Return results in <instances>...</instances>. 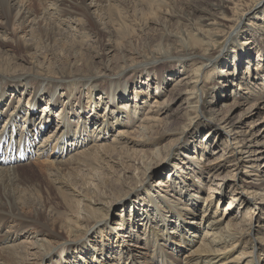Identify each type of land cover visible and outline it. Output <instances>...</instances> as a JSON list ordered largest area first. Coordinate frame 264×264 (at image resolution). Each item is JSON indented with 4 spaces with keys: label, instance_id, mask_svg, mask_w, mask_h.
<instances>
[{
    "label": "bare ground",
    "instance_id": "6f19581e",
    "mask_svg": "<svg viewBox=\"0 0 264 264\" xmlns=\"http://www.w3.org/2000/svg\"><path fill=\"white\" fill-rule=\"evenodd\" d=\"M39 1L40 3L47 2V6L41 7V5L38 4ZM251 1L252 0H241L239 3L236 2L239 11L236 14L235 18L234 16L230 18L222 15L214 19V23L209 22V24H217L222 27L215 26L214 29L197 28V33L195 35L199 37V40H201L200 36L202 35L208 38V41L201 42L202 46H207V49L205 50V53L203 55L186 52V54L169 56L166 55L165 51H156L150 57L151 60L149 61H145L144 63L139 62L129 65L127 64L119 72L107 75L106 78H108L109 80L108 91L102 88V86L108 82L105 78V75L102 74H85L79 76L69 75L70 77H68L64 73L61 74L60 72H57L58 74L56 76H53L46 71L43 73H39L34 70V68H37L38 66L35 63L31 66L33 68L32 71L22 72L2 70L6 67H3V65L0 63V83H3L2 91L6 92L7 95L14 94L15 99H17L18 97H16L17 94L14 93L16 90L17 93L19 92L20 96L23 94L25 96L28 95V101L25 106L24 102H22L21 108L17 107L19 108L17 111L12 113V109H15V106H11L9 109L11 113L9 115L6 113L0 115V141H2L5 145H9L11 142L10 150L1 148L0 146V155L11 157L14 162L18 163L7 165L0 162V264H33L30 263V257L34 255L36 258H38L37 262L34 264H48V262L49 264H52L54 260L53 257L56 254H59L61 259L60 262L62 264H64L63 259L67 264H131L135 260L138 262L142 260L143 264H261L262 257L259 251H264V238L263 236H260V234H263V232L261 231H264V220L261 221V223L263 222V225L259 221V223H257L256 220L254 221V219L253 222L248 225L245 223L246 221H244L243 218L239 220L236 216H233L232 214L234 213L236 208L234 202L238 199V196L232 199V202L227 206V210H221L220 212L218 210L216 212H213L211 210L215 195L221 200L223 199L222 190L224 189L222 185L213 181L219 179L214 176L217 175L216 172H218L220 170L219 168L223 167L224 164L216 167V165L214 166L210 162V165L213 166H209V175L214 174L213 177L215 179L210 184L211 188L208 187V189L213 190H210L211 194H209V196L207 197V205L204 208L202 207V209H197L200 195L197 196L196 194H193L192 189L196 190L197 188L198 194V192L204 191L207 185L203 183V181L201 182L200 179L198 180L196 177H194L192 178V182L194 183V185L186 188L185 191L180 193L181 198L172 200L166 197L167 199L161 198L160 201L153 200L151 204H153L152 206L154 207L150 206V208L145 203L144 206L148 207L149 209H135V207L138 206L133 207L131 204L130 208L127 207L125 210V217L122 216L124 214H119L121 216L119 218L120 222H118L117 226L115 227V223L112 224V222L110 221L111 214H114L112 208L114 209L119 204H125L128 200L132 199L133 195H140L142 193L145 195L151 194V188H154V186L150 184L146 179H143V177H135L132 175L127 181V179L121 180V178H116V176L114 181L110 182L109 179L106 180L105 187H109L107 191L110 190V188L111 190H115L111 196L113 198H111L110 203L105 201L106 197L108 196L106 190L104 191V193L101 191H96V193L94 194V201L92 198H87V196L84 195V192L88 190L87 183L85 182H83V185L81 186V188H79L80 190H75V188H72L77 193L72 194V192L70 191L62 192L61 196L63 199V203H65L67 208H72V206L75 204V202H72V200L70 199L71 196L73 197L75 194L76 196L74 197H82L83 201H85V208L87 210L85 216L82 219L73 218L74 216L70 215L69 213L63 214L61 218L60 216L56 217L54 215H51L52 217L46 216L44 212L46 203H42L41 201V205L39 208L36 206H32L31 203L33 202H31L30 199H22V197H20L21 193L19 194V192L17 193V191L14 190L15 183L13 182V174L16 169L19 166H22V164L23 166L27 165V161L30 158H34L35 156V159L37 161H40L43 158H46V160H48L47 162L50 163L49 165L51 166V169L53 167L55 171L54 174H52L56 176V181H59L61 187H70V184L68 183V180H66V177L64 175L66 170V172H69L70 177H74V174L77 175V172L82 167H86L87 170L90 167L92 169H94V167L97 168L95 166V162L97 160H101L99 158L103 157V155H109V157H112L113 153L119 151L120 148L114 145L117 144L114 143L115 141L113 142L114 144L109 143L104 145H92L89 150L83 153V155L75 154L67 160L64 159L65 156L62 155L66 154L69 147L73 149V144L76 145L80 143V135L76 134V131L73 130L74 128L72 129L71 122L73 116L80 115L78 119H81L82 116H85L87 114V116L83 117L85 118V121L83 120L81 122V125L79 126L80 130L82 131L87 130V127L89 126V124L91 125V122H95L96 124H98L99 122L101 124L100 126L103 125L104 130L106 129L107 132L108 129L111 130L110 126L111 128H116L114 127V125H121L120 128L124 129L123 132H129L130 129L133 128L132 122H134L135 117L128 111L126 120V117L124 116L125 108H133L134 105L137 106V101H135L134 105L128 104L125 106H119V92H124L123 95L125 100L123 101H127L129 103L133 99L131 98L132 93L130 92L131 83L138 84V79L140 80V77H142L144 74H147L148 70L156 69L160 71L159 82H155L158 88V90L156 91L157 95H155V98H157V96L163 93L161 92V89L163 87H160L162 83L165 80H171L170 78H168L169 76H165L166 71H173L172 63L175 62L171 61V59H176V63L183 64V66L185 67H187L186 63L188 61H194L195 59L199 58L205 59V61H202L201 66L192 69H185L186 71L192 70L193 77L191 75H183V77L178 78L179 81L174 85V93L176 95L183 96L184 93L187 95V97H183V99L185 101H189L190 106L193 108L192 110L198 112L199 117L197 116L196 122L199 121L200 112L202 115H205L203 113L204 108L202 107V103H208V101L204 99L203 90L201 91V93H199L198 83L200 82L201 76L205 75L207 73V70L214 65L213 62L215 61L216 56L214 51H212L214 50L213 43L216 44L215 41H217L220 36H223L225 34V39L232 41L233 47L237 48V50L235 51L236 55H238L237 61L235 60V64L237 65L242 56H246L247 58L248 55L253 52L254 47H251V43H253V41H246V38L236 40L237 38L234 37L238 35L240 31H251L252 37L256 42L255 47H257L258 49V56L263 60L264 22L262 21H264V9L262 10V13L257 14L255 17L250 18L248 21V16L253 10L251 8L253 5L247 9H244L243 7L239 8L242 2H245L247 3V5H249L248 3H250ZM262 2H264V0L256 1L254 8H257ZM105 4L107 5V3ZM101 5L100 2L98 3L96 0H0V41L5 40L3 38V35L8 34L9 32L11 34H14L15 45L17 47L24 48L31 45V43L26 39H23V37L17 33L18 30L30 34L31 36H29L32 38L33 35L31 33L34 29L38 28L42 31V29L46 25L50 26L51 29L53 31L55 30L54 32H56V34L58 33L60 36V28L57 29L56 26L58 25L57 23L63 22L64 20H66L68 23L71 22L72 26H69V29H75L80 32L81 29L86 28L84 26V23H82L83 19L85 18L82 19L80 17H87V15H92V9L97 10ZM104 9H107V7ZM63 16H67L68 18L64 19ZM229 23H232L229 27V30L231 28L232 29L230 31H226L224 27H226ZM233 24L235 25L232 26ZM15 26H17V31L14 33ZM65 31L66 29L64 30V32ZM31 38H29L28 40L30 41ZM76 51L77 50H75V52ZM163 54L169 57H166ZM167 60H169V62ZM160 64H162L165 69H168L164 70L163 68V70H159L158 67ZM250 65L251 61L249 60L247 69H244L242 74L240 72V68L238 70L229 72L225 70V76L228 78L229 76H235V78L233 79L234 81L231 82V85L235 87L233 88L232 93L234 97H239L237 101L233 103L234 108L228 109H230V111L234 110L235 108L241 110L245 109V105H251L245 109L246 111H244V113L236 121L232 119V112L228 114L226 119H216L212 117L209 120H211L213 124L214 122H217V125L219 126L218 128L221 129L224 133H227L228 137L234 136L233 144L235 145L231 147V149H229V152L232 153V158L233 160H235V166H241L245 163H249V167H251L252 170L247 169L245 171V174L251 173V171H255L256 176H261L260 174L264 170V164L261 167H258L257 165H255V163H257L258 160H260L264 156V116H262V113L264 112V77L262 78V76L259 75L260 70L264 71V64H262V61L259 60L255 67H253V65ZM40 69H48V67H40ZM57 71H59V68L57 69ZM248 73L252 78L248 81V83H246L245 80H248ZM147 76L149 77L150 73ZM244 77H246L245 80ZM189 78L196 79L192 82L194 84L192 89L196 88V90H187V92L178 90L180 87L182 89H186L187 85H190L191 82L190 80L188 81ZM99 81L104 83H98ZM140 82H144V85L147 83L146 79H142L140 80ZM92 83H95L91 86L94 87V89L91 90V87L87 88V101L84 100L81 95L78 96L79 94L77 95V93H74V91L71 89H79L85 84L91 85ZM26 84L29 85L25 86ZM111 85H113L112 89L110 88ZM60 87L61 89H67L66 100H68L63 109L60 108L57 109V111L59 110V112H54V110L58 105H60L62 100L58 91ZM18 89L21 90L18 91ZM96 90L100 91L97 94L99 95L98 98L94 96V92ZM139 92L140 90L137 89L135 93L139 94ZM48 94H50L49 101L44 105H40L42 101H46V95ZM5 96L1 98L0 95L1 113L7 111L4 108L5 105L3 104V99L5 98ZM111 96H113V105H116L113 106V108H115V111L118 109V113L114 116V114L110 112L111 109H109V113L107 114L108 119L105 120L104 117L106 115H98L97 113L100 111H94H97L96 106L100 105L98 104L99 101L106 104L105 109L107 110L109 103L105 102V100H108ZM220 97L223 96L221 95ZM134 100H136L135 97ZM213 100L210 101V103H213ZM18 101H22V96L18 99ZM63 104L64 102L62 103V105ZM162 105V102L157 99L155 103L151 105V108L147 111V113L149 112L153 115H149V117L145 118L148 122V129H154L155 127L156 129H159V135L157 139L158 141H161V139L168 137L169 134L174 133L176 135V132L172 130L173 127L170 126L173 125L172 122L170 123L169 120L162 122L161 118L157 117L156 115L157 113L160 114V111L164 109L165 106ZM40 106L44 108L41 109ZM212 107L213 108H210V111L214 112L216 106L212 104ZM22 108H27L28 112H25L24 109L22 110ZM31 109H33V111H31ZM92 111L95 113V115L104 117L94 118L91 116V114L93 113ZM135 112H137V109ZM111 114H113L114 116L112 117L113 119L111 118ZM55 115H57V117H61V120L59 119V122L56 123V126L54 127L55 131L52 130V134L49 135L48 128H50L54 124ZM206 116L207 115H205V117ZM194 117L196 118V116ZM246 117L253 118L252 123L250 124V128L262 125L263 127L261 128V130L259 132H252V130L250 129V131L243 129V125L245 124L244 120ZM2 119L5 121L2 122ZM194 121L195 120L192 118L189 127L185 128L180 133L181 135L178 138L179 140L177 142V147L181 142L185 144V147L189 146L190 140L186 142L185 140L182 141L181 139H184V137H186L185 133H188ZM61 122L64 125L63 127L61 126ZM78 122H80V120H78ZM58 123H60V128ZM63 128L66 129L67 133H72V136L66 134V136L68 137V140H66V142H70L69 144H72V146H61L60 139L64 138H61V136L59 135L63 133ZM240 128L242 130H240ZM43 131H45V133ZM136 131L137 130L133 132ZM219 131L220 130H218V132ZM10 133L12 134L11 136H9ZM130 133H132V131ZM105 134L106 133H104V135ZM132 134L134 135V133ZM42 135H47L43 142H41L42 140H40V137H42ZM211 137L212 136H210L208 139H210ZM145 139L144 141L141 140L143 144H149L152 146L155 142V138L151 140H148V138L147 140ZM94 142H98L97 139H95ZM121 143L123 142H118V144ZM33 147H35V149L38 148L39 150L35 153V149H32ZM100 147H102V151H100ZM173 149L174 146H170L168 154L165 157L160 158L158 162L154 163L153 168L159 167L162 170L163 168L168 167V165H174V162L176 160L180 161L181 158L179 157H181V155L176 158ZM102 152L104 154H102ZM60 153L61 155L57 157V155ZM50 154L51 158L54 159L49 160ZM191 155L189 156L187 154H184L183 156L187 157L192 162L201 159L200 154L199 158L198 156L195 157ZM204 155L205 153L202 154V157H204ZM226 155L227 152L225 151L223 152V155L221 157H224ZM126 168L131 169L130 165H128V167ZM177 168L174 172L175 174H177L179 171V169ZM112 171L114 173L116 172L114 170ZM128 172H131V170H129ZM153 174L154 172H152V174L150 172L149 176L152 177ZM67 175L68 174H66V176ZM259 178L261 180V183L249 182L255 185L258 189L264 190V178H262V176ZM234 182L235 187H237L238 189L237 180H234ZM162 186L167 187L168 193V189L170 187H173L174 184H169L168 182L162 180L157 183L155 187L161 188ZM213 186H215L216 188L214 189ZM250 192L248 191V193ZM184 194H187V196L182 197ZM247 199L251 201L250 197H247ZM137 200L138 199H136L135 201ZM145 202H147V200ZM29 205H31L32 208L34 207L33 215H26L23 212L24 209H26ZM125 207L126 206L124 205L122 209L124 210ZM196 209L197 211H195ZM253 213H255V211H253ZM111 224L113 227H111ZM235 224L240 225V229H237L238 227L235 226ZM170 225L175 228V231L171 232L169 230L170 228H172ZM138 227L139 229L144 228L143 233H140V230L138 229L136 230V228ZM146 228H149L147 229L148 231L146 230ZM60 229L63 232V238ZM23 238L26 240H22ZM28 239L30 241H27ZM89 241L94 242L95 244H90ZM158 242H160V244ZM188 246H190L191 249L187 250L186 248ZM100 247L102 248L101 251H99ZM31 249L35 251H32ZM183 251H186L184 252L185 254L183 253ZM107 257L109 258L107 259Z\"/></svg>",
    "mask_w": 264,
    "mask_h": 264
},
{
    "label": "rangeland",
    "instance_id": "374dc122",
    "mask_svg": "<svg viewBox=\"0 0 264 264\" xmlns=\"http://www.w3.org/2000/svg\"><path fill=\"white\" fill-rule=\"evenodd\" d=\"M96 1L98 3L100 2V5L101 4L102 5L98 7L97 10L92 9L93 10V11L91 10L93 12L92 15H87V17L86 16L80 17L82 19L83 18L86 19V21L85 19H83L82 22L84 23V26L86 28L81 29L80 31L81 33L75 29H69V26H72V24L71 22L68 23L66 20L57 23L58 24L57 26L55 25L57 29L60 28V36L58 33L56 34V32H54L55 30L53 31L50 26H46V25H45L46 28L44 27L42 31L38 28L32 31L31 34L33 35L32 37L33 39L30 37L31 36L30 34L18 30L17 33L20 34L23 37V39H26L28 42L31 43V45L26 46L24 48L17 47L15 45L14 34L8 32V34L3 35V38L5 40L0 41V58H1L0 63L3 65V67H6L8 69L3 68L2 70H9L16 72L32 71L33 68L31 66L35 63L38 66L37 68L35 67L34 70H36L39 73H43L46 71L53 76H56L58 74L57 72H60L61 74L62 73L66 74L68 77H70L71 75L79 76L85 74H89V75L102 74L105 75L106 78L107 75H111L119 72L127 64L129 65L139 62L144 63L145 61L151 60L150 57L153 55V53L160 50L165 51L166 55L169 56H176L177 54H186V52H192L203 55L205 53V50L207 49V46H202L201 42L208 41V38L202 35L200 36V39L203 41L199 40L198 39L199 37L195 35L197 33L196 32L197 28L214 29L215 26H220L217 24H209V22L214 23L215 22L214 19H216L218 16L225 15L230 18L234 16L235 18L236 14L239 11L236 2L239 3L241 0L240 1L239 0H130V1L128 0V2L127 0H122V1L96 0ZM256 1L258 0L255 1L252 0L250 3H248L249 5H247V3L245 2H242V4L239 7V8L243 7L244 9H247L253 5L251 7L253 10L248 16V21L250 18L255 17L257 14L262 13V10L264 9V2H262L257 8H254ZM105 3H107V5ZM38 4H40L41 7L47 6V2L40 3L39 1ZM106 7L107 9H104ZM63 18L66 19L68 17L63 16ZM231 24L232 23H229L226 27H224V29L228 31ZM235 24H233L232 26H234ZM16 28L17 26H15L14 33L17 31ZM65 29L67 33L66 31L64 32ZM29 38H31L30 41L28 40ZM234 38H237L236 40H240L241 38H246L245 39L246 41L247 40L253 41V43H251V47L252 48L254 47V50L250 55H248L249 58L248 57L246 58V56H242L241 60H239L238 64L236 65L235 60L237 61L238 55H236L235 51L237 50V48L233 47L232 41L225 39V34L223 36H220L217 39V41H215L216 44L213 43L214 48L212 46L211 47L214 49L212 51H214L216 56V59L213 62L214 65L213 67H210L207 70V73L205 75L201 76L200 82L198 83L199 93H201V91L203 90L204 99L208 101V103L207 102L202 103L203 105L202 107L204 108V109L202 108L204 111L203 113L207 115L206 117L205 115H202L200 112V119L199 121L196 122L197 116L199 117V114L198 112L192 110L193 108L190 106L189 101H185L183 99V97H187V95L184 93L183 96H178L174 93L175 90L174 85L179 81L178 78L183 77V75L192 76L193 74L192 70L186 71L185 69L197 68L202 65V61H205V59L199 58V59H195L194 61H188L186 63L187 67L183 66V64L176 63V59H171V61L175 62V63L171 62L173 65L172 67L173 71L165 72V76L166 77L169 76L168 78H170L171 80L170 81L165 80L162 83L160 87H163L161 89V92L163 93L157 96V98H155L156 97L155 95H157L156 91L158 90V88L155 82H159L160 71L156 69L155 70L152 69L153 71L148 70L147 74H144L142 77H140V80L146 79L147 83L145 85L143 84L144 82L141 83L139 79H138V84L131 83L130 92L132 93L131 98L133 99L129 103L127 101H123L125 100L123 95L124 92H119V97H120L119 106H123V105L125 106L128 104L134 105L135 101H137V106L134 105L133 108L132 107L125 108L124 116L126 117V120H127L128 111L130 114H133V116L135 117L134 122H132L133 128L130 129L129 132L127 131H126L127 133L125 131L123 132L124 129L120 128L121 125L118 126L114 125V127L116 128H111L110 126L111 130L108 129L107 132L106 129L104 130L103 125L100 126L101 124L99 122L98 124H96L95 122L94 123L91 122V125L89 124V126L87 127L88 129L82 131L80 130L79 126L81 125V122L83 120L85 121V118L83 117L87 116V114L85 116H82L81 119H78L80 115L73 116L71 122L72 129L74 128L73 130L76 131V134L80 135L79 136L80 143L76 145L73 144L74 146L73 149L69 147L66 154L62 155L65 156L64 159L67 160L68 158L72 157L75 154L83 155V153L89 150L92 145L117 143L114 145L120 147L119 151L114 152L112 157L111 156L109 157V155L107 156L103 155V157L99 158L102 160V162L101 160L99 161L95 160L96 161L95 166L97 168L94 167V169H92L90 167L87 170L86 167H82L81 168L82 170L81 169L79 171L75 170L78 172L77 175L74 174V177H70L69 172H66L67 171L66 170L64 175L66 177V180H68L70 187L69 186L61 187L59 181H56L55 178L56 176L53 175L55 171L53 167L51 169V166L49 165L50 163L47 162L48 160H46V158H43L40 161H37L35 159L36 158L35 156L34 159L27 161V165L23 166L22 164V166H19L16 169L15 171L16 174L15 172L13 174V176L15 177V179L13 177V182L15 183L14 185L15 189L14 188L13 189L16 190L17 193L18 192L19 194L21 193L20 197H22V199H27V198L30 199L31 202H33L31 203L32 206H36L39 208L41 205V201L42 203H46L45 204L46 206L44 207V212L45 215L48 217H52L51 215H54L56 217L60 216L61 218L63 214L69 213L70 215L74 216L73 218L82 219L85 216L87 210L85 208V203H84L85 201H83L82 197L79 196L74 197L76 196L75 194L73 197L71 196L70 198L72 202H75V204L72 206V208L71 207L67 208L65 203H63V199L61 196L62 192L70 191L72 192V194L77 193L72 188H75V190H80L79 188H81L83 182H85L87 183L88 190L84 192V195H86L87 198H92L94 201L95 199L94 194L96 193V191L97 192L101 191L104 193V191L105 190L107 191V189L109 188V187H105V181L108 179L111 182L114 181L116 176H117L116 178H121V180L127 179V181L132 175L135 177H143V179H146L150 184L154 186V188L153 187L151 188L152 189L151 194L145 195L142 193L140 195H133L132 199L128 200L125 204L122 205L119 204L114 209L112 208L114 214H111L110 221L112 222V224L115 223L114 224L115 227L117 226L118 222H120L119 218L121 216L119 214H124L122 216L125 217V210L127 207L130 208L131 204L133 207L138 206L135 207V209L137 208L147 209L148 207L144 206L145 203L150 208V206L153 205L151 204L153 200L160 201L161 198L165 199L166 197L172 200L176 198H181L180 193L185 191L186 188L194 185V183L192 182V178L194 177H196L198 180L200 179L201 182L203 181V183L207 185L205 187L206 189L202 192H198V194H197L198 191L197 188L196 190L192 189L193 194H196L197 196L200 195V200L197 204V209L198 208L202 209V207L204 208L207 205L206 200L208 199L207 197L209 196V194H211L210 190H213V189H208V187H210V184L215 179L214 177H217L219 179L214 180L213 182L220 183L222 185L224 189L222 190L223 199L221 200L219 197L215 195L211 210L213 212H216L217 210L219 212L221 210L222 211L227 210V206L232 202V199L238 196V199L234 202L236 208L232 215L236 216L239 220L243 218L244 221H246L245 223L248 225L251 224V222H253V219L254 221L256 220L257 223L259 222L261 223V221L264 220V196H263L264 190L258 189L255 185L251 184L250 182L261 183L259 177L262 176V178H264V170L261 172L260 174L261 176H256L255 171H251V173L245 174V171L247 169L252 170V168L249 167L250 166L249 163H245L244 165L241 166H235V160H233L232 158V153L229 152V149H231V147L235 145L233 144L234 136L228 137L227 133H224L221 129L218 128L219 126L217 125V122L216 123L214 122L213 124L211 120H209L212 117L216 119H222V118L226 119L228 114L232 112L231 114L233 115L232 119L236 121L244 113V111H246L245 109L251 105V104L245 105V109L240 110L238 108H235L234 110L230 111V109L234 108L233 103H235L239 97L238 96L234 97L232 93V90L235 87L231 85V82L234 81L233 79L235 78V76H231V77L229 76V78L226 77L225 76L226 71L228 72L235 71L240 68V72L242 74L243 70L247 69V64L249 60L251 61L250 66L253 65V67L257 65V62L259 60H261L262 64H264V57L262 60L261 57L258 56L259 54L258 49L257 47H255L256 42L252 37L251 31H246V32L244 30L240 31L238 35H236ZM75 50L77 51L79 50V51L75 52ZM163 55L166 56L165 54ZM167 61L169 62V60ZM39 66L41 68L48 67V69H40ZM58 68L59 71H57ZM158 68L159 70H163L164 66L160 64ZM166 69L164 68V70ZM149 73L150 76L148 77L147 75ZM259 75H261L263 78L264 71L260 70ZM245 78L246 77H244V80ZM251 78L252 77L248 73V80L247 79L245 80L246 83H248V81L251 80ZM106 80L108 82L105 83L102 86V88L108 91L109 80L108 78H106ZM189 80L191 83L190 85H187L186 89H182L181 87L180 88L178 87L179 89L178 88L177 89L180 91L182 90L183 92H187V90L195 91L196 88L192 89L194 85L192 82L195 81L196 79L189 78L188 81ZM98 83H104V82L99 81ZM2 84L3 83H0L1 98H3V96H5L6 94V92L2 91L3 89ZM88 84L81 86L79 89L76 88L75 89L71 88V89L74 91V93H77V95L79 94L78 96L81 95L82 98H84V100L87 101V97H86L88 93L87 88L91 87L95 83H92L91 85ZM28 85L29 84H26L25 86ZM112 86L113 85H111L110 87L111 89ZM92 89H94V87H91V90ZM137 89L140 90L139 94L135 93ZM20 90L21 89H18V91ZM58 91L60 93L62 100L60 105L56 107L54 112H59V110L57 111V109L60 108L63 109L67 104V100H68V99L66 100L67 89H63V88L61 89L60 87ZM99 92L100 91L98 90L94 92V96H96V98H98L99 95L97 94ZM14 93L17 94L16 95V97L18 96L17 99L14 98L15 97L14 94L12 95L6 94L5 98L3 99L4 101L3 104L5 105L4 108L7 111H4L3 113L0 112V115L5 113L9 115L11 113V111L9 110L11 106H15V109H12V113H13L17 111L19 108H21L22 102H24V106L26 105L28 101L27 100L28 95L26 96L24 94L21 95L22 101L19 102L18 99L21 97L19 95V92L17 93L16 90ZM49 95L50 94L46 95V98L48 100L46 99V101L45 100L42 101L40 105H44L49 101L50 99ZM221 95L223 97H220ZM112 97L113 96H111L108 100H105V102L109 103L107 110L105 109L106 104L104 102L99 101V103L98 102L97 103L100 105H97L96 106L97 111H94V112L100 111L97 113L98 115L101 114L106 115L105 117L103 116L105 120L108 119L107 114L109 113V109H111L110 112L113 113L114 116L115 114L118 113V109L115 111V108H113V106L116 105H113ZM134 97L136 98V100H134ZM157 99L160 102H162L163 104L162 106H165L164 109L160 111V114L159 113L156 114L157 117L161 118L162 122H165L166 120H169L170 123L172 122L173 125L170 126L173 127L172 130L176 132V135L174 133H172L173 135L169 134L168 137L161 139V141L157 140L159 135L158 133L159 129H156V127L154 129L152 128L148 129L147 128L148 122L145 119L149 117V115H153L150 114L149 112L147 113V111L151 108V105L154 104ZM212 100L213 103H210V101ZM63 102L64 104L62 105ZM212 104L216 106L214 112L210 111V108H213ZM40 108L43 109L44 107L40 106ZM23 109L25 112H28L27 108H22V110ZM136 109L137 112H135ZM31 111H33V109H31ZM94 112L91 114L92 117L103 118L98 115H95ZM113 114H111V118L114 117ZM194 116H196V118ZM262 116H264V112L262 113ZM192 118L195 121L192 123V126L188 131V133H185L186 137H184V139H181L182 141L185 140L186 142L190 140L189 146L185 147V144L181 142L180 145L177 147V142L179 140L178 138L181 135L180 133L185 128L189 127ZM59 119L61 120V117H57V115H55L54 124L50 128H48L49 135L52 134L51 132L52 130L55 131L54 127L56 126V123L59 122ZM78 120H80V122H78ZM252 120L253 118L246 117L244 120L245 124L243 125L244 127L243 129L245 130L250 129L252 130V132L253 131L259 132L263 126L261 125L250 128L251 126L250 124L252 123ZM3 121L5 120L2 119V122ZM58 124L60 128V123ZM61 124H62L61 126L63 127L64 125L62 122ZM135 130L137 131L133 132ZM218 130L220 131L218 132ZM240 130L242 129L240 128ZM45 131L43 132L45 133ZM131 131L132 133H134V135L130 133ZM104 133L106 134L104 135ZM66 134L72 136V133H67L66 129L63 128V133L59 135L61 136V138H64V139H60L61 146L64 145L72 146V144H69L70 142L69 143L66 142V140H68ZM11 135L12 134L10 133V136ZM209 135L212 136L210 139H208L210 137ZM46 137L47 135L46 136L42 135V137H40V140H42L41 142H43ZM93 137L94 140L97 139L98 142H94ZM143 138L144 139L146 138L145 140H147V138L148 140L155 138L154 139L155 142L152 146L149 144H143L142 143V141H144ZM115 139L117 140V142ZM119 141H122L123 143L118 144ZM170 146L171 147L174 146L173 150H174V155H176V158H178V156L181 155V157H179L181 158L180 161L176 160L174 162V165L172 166L168 165V167L163 168L162 170L158 166H157L158 168L156 167L153 168L154 163L158 162L160 158H163L168 154ZM99 149L100 151H102V147H100ZM38 150L39 149L36 148L35 152H37ZM225 151L227 152V155L221 157L223 155V152ZM203 153H205L204 157H202ZM102 154L104 153L102 152ZM184 154H187L189 156L192 154L195 157L198 156V158L200 154L201 159L192 162L190 159L183 156ZM60 155L61 153L58 154L57 157H59ZM49 157H50L49 160L54 159L51 158V154L49 155ZM55 161H59V160H55ZM210 162L214 166L216 165V167L224 164L223 167L219 168L220 170L216 172L217 175H215L214 177H213L214 174L209 175V169H210L209 166L211 167L213 166L210 165ZM263 164H264V156L260 160H258L257 163H255V165H257L258 167H261ZM128 165H130L131 169L126 168L128 167ZM147 168L150 170H148ZM176 168L179 169L177 174L174 173L176 171ZM112 170L116 171L117 173L116 172L114 173ZM129 170H131V172H128ZM150 172L151 174L152 172H154L152 177L149 176ZM66 174L68 175L66 176ZM17 179L18 180L22 179V180L18 181ZM222 179H224L225 181ZM162 180L168 182L169 184L170 183L174 184L173 187H170L168 189V193H167V187L165 186H162L161 188L155 187L157 183H159ZM234 180H237L238 189L237 187H235ZM213 188L215 189L216 187L213 186ZM114 191L115 190L114 189L111 190V188L110 190L107 191L108 196L105 194L107 196L105 200L106 202L109 203L111 202V198H113L111 196ZM248 191L251 192L248 193ZM186 196L187 194H184L182 197H186ZM247 197H250L251 201H249ZM136 199L138 200L135 201ZM146 200L147 202H145ZM124 205L126 207L123 210L122 207ZM33 209L34 207L32 208L31 205H29L26 209H24L23 212L26 215H33L34 214ZM197 209L195 211H197ZM253 211H255V213H253ZM112 224L111 227H113ZM261 224L263 225V222ZM170 226L172 228H170L169 230L171 232L175 231V228H173L172 225ZM235 226L238 227L237 229H240V225L235 224ZM137 229L140 230V233H143L144 228L139 229L138 227L136 228V230ZM147 229L149 228H146V230ZM60 231L62 232L61 229ZM261 232H263V234H260V236H263L264 238V231ZM62 238H63V232H62ZM22 240H26V239L23 238ZM27 241L30 240L28 239ZM91 243L95 244L94 242H90V244ZM158 243L160 244V242ZM101 249L102 248L100 247L99 251H101ZM186 249L187 250L191 249V247L188 246ZM31 250L35 251L33 249ZM184 252L186 251H183V253ZM259 253L262 257L261 264H264V251L262 252L259 251ZM30 258H31L30 263L34 264L37 262L38 258H36L35 255L31 256ZM108 258L109 257H107V259ZM53 259L54 260L52 264H62L60 262L61 259L59 254H56L53 257ZM63 263L67 264L64 259H63ZM131 264H143V263L142 260L140 262L135 260Z\"/></svg>",
    "mask_w": 264,
    "mask_h": 264
}]
</instances>
